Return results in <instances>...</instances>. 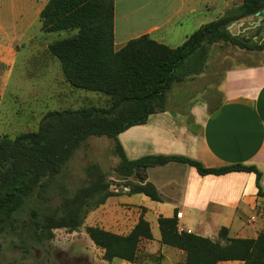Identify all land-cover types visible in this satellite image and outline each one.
<instances>
[{"label": "trees", "instance_id": "obj_1", "mask_svg": "<svg viewBox=\"0 0 264 264\" xmlns=\"http://www.w3.org/2000/svg\"><path fill=\"white\" fill-rule=\"evenodd\" d=\"M263 9L264 0H244L228 15L202 25L176 48L145 34L117 50L115 0H49L40 12L42 32L67 34L49 44V53L60 63L71 87L104 95L109 98V106L52 111L44 116L38 130L13 139L0 138V225L20 210L28 197L35 192H46L74 152L90 137L106 136L115 140L114 151L120 159L116 171L124 178L133 176L139 167L177 162L194 167L202 176L255 173L258 195L264 196L261 172L253 165L208 168L200 161L182 156L129 160L118 140L121 133L146 124L151 115L166 110L173 85L201 72L207 61L208 46L229 43L246 51H264V40L251 43L228 30L229 25L256 16ZM87 174L88 185L72 197L64 196L56 210L43 220L34 219L37 230L50 234L56 229L75 232L84 224L90 208H98L108 198L120 195L110 190L106 175L96 165L88 166ZM128 193L161 201L151 182L136 183ZM158 224L160 242L184 252V264L223 261L264 264V231L255 239L229 238V230L223 227L219 237L225 243H221L181 231L177 211L170 218L160 216ZM86 232L102 249L103 259L109 264L115 259L135 264L141 242L153 240L151 225L144 215L127 234H116L99 226H89Z\"/></svg>", "mask_w": 264, "mask_h": 264}, {"label": "rangeland", "instance_id": "obj_2", "mask_svg": "<svg viewBox=\"0 0 264 264\" xmlns=\"http://www.w3.org/2000/svg\"><path fill=\"white\" fill-rule=\"evenodd\" d=\"M48 1L0 0V138L13 139L38 130L44 116L52 111L109 106L108 97L71 87L64 78L60 63L49 53V44L67 34L42 32L40 12ZM195 2L199 4L200 24L204 25L228 15L244 0ZM257 20V16H252L234 22L233 26L229 25V31L236 37L249 39L251 43H260L264 40V19L260 26L255 27ZM192 30L189 28L185 32ZM180 41L176 40L177 43ZM208 51L209 61H205L198 74H204L198 84L203 83L205 91L216 96L220 95L219 85L224 70L251 62L259 53L242 50L229 43L210 45ZM177 90L176 83L169 92L172 98H177ZM202 92L197 88L193 94L201 96ZM115 145V140L106 136L90 137L74 152L46 192H35L28 197L20 210L0 225V264H109L103 259L102 249L88 236L86 228L99 226L116 234H127L141 215L151 225L153 243L141 242L135 264H184L180 251L160 242L156 203L144 195H129L130 187L142 183L144 175L138 168L129 178L116 171L120 159L114 151ZM90 165H96L106 175L110 190L120 195L108 198L98 208H90L84 224L75 232L56 229L50 234L37 230L33 224L35 218L43 220L56 210L64 196L72 197L90 183L87 174ZM149 175L159 185L163 196L177 195L178 189H172L170 183L182 177L180 172L156 168L150 169ZM161 206L164 211L169 208ZM204 223L211 227L231 225L233 235L235 225L240 224L232 221ZM217 238L215 241H219L218 235ZM112 264L131 263L115 259Z\"/></svg>", "mask_w": 264, "mask_h": 264}, {"label": "crops", "instance_id": "obj_3", "mask_svg": "<svg viewBox=\"0 0 264 264\" xmlns=\"http://www.w3.org/2000/svg\"><path fill=\"white\" fill-rule=\"evenodd\" d=\"M195 1L115 0V48L145 34L172 48L182 45L202 26ZM189 28L193 30L185 32ZM178 39L181 41L177 43ZM197 75L177 83V98L168 94L164 112L151 115L146 124L118 136L128 159L182 156L208 168L253 165L261 172L264 190V51L251 62L227 67L221 76L219 96L205 91V85L198 84L204 74ZM197 88L202 89L201 96L193 94ZM156 168L182 174L170 183L172 189H178L177 195L160 193L159 185L149 175L150 169ZM142 173L145 183L151 182L160 194L161 201H154L158 206L155 212L170 218L177 211L181 231L214 241L225 226L211 227L206 221L240 222L234 235L231 225L226 227L229 238L255 239L264 231V196L258 195L255 173L202 176L194 167L177 162L145 167ZM161 204L169 208L164 211ZM219 242L225 243L220 238ZM180 256L185 262L184 252L180 251Z\"/></svg>", "mask_w": 264, "mask_h": 264}, {"label": "water", "instance_id": "obj_4", "mask_svg": "<svg viewBox=\"0 0 264 264\" xmlns=\"http://www.w3.org/2000/svg\"><path fill=\"white\" fill-rule=\"evenodd\" d=\"M262 15V16H261ZM256 16L258 17V20L254 23L255 27L260 26L261 22L263 21V16H264V9L261 12L256 13ZM234 24H232L231 26H233ZM230 29V27H228V30ZM145 169V167H139L138 170L143 171ZM145 183V180L142 181V184Z\"/></svg>", "mask_w": 264, "mask_h": 264}]
</instances>
